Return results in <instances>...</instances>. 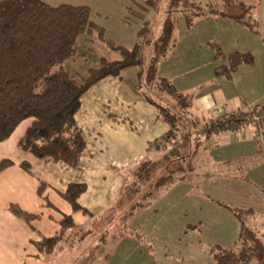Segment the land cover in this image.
Returning <instances> with one entry per match:
<instances>
[{
  "label": "trees",
  "instance_id": "trees-1",
  "mask_svg": "<svg viewBox=\"0 0 264 264\" xmlns=\"http://www.w3.org/2000/svg\"><path fill=\"white\" fill-rule=\"evenodd\" d=\"M160 1L143 0L141 8L145 12L157 10ZM218 1L209 7L210 14L260 35L258 22L252 16L255 5L244 0ZM206 11L194 0H169L158 38L150 40V24L144 22L137 43L129 48L106 37V30L92 21L89 6H53L46 0H0V143L8 141L23 123L31 120L20 148L38 160L48 159L79 168L82 157L88 154L85 134L77 122L84 96L108 78L121 80L124 71L129 69L138 70L136 89L156 108L167 127L163 136L148 145L146 158L128 172L117 203L101 218H96L92 228L86 229L77 225L72 216H64L61 231L55 237L34 243L47 258L65 244L82 243L92 236L93 246L87 259L79 260L78 264H89V259L90 264L97 263L106 253L113 228L126 229L164 190L194 177V158L207 141L252 125L257 117L264 126V102L202 124L193 114L194 95L181 91L172 81L160 76L161 65L176 47L181 20L186 19L187 28L191 29ZM144 17V14L140 16ZM83 37L96 38L120 58L101 59L79 83L65 64L76 60L77 44ZM213 49L215 59L224 64L218 68V75L228 80L242 65L251 66L255 61L249 53L226 55L219 45ZM12 165L10 160L1 161L0 174ZM22 167L28 172L31 170L29 163H23ZM44 188L42 184L40 194ZM86 189L85 185L70 184L64 198L74 212L94 218L79 203ZM231 209L240 221V234L233 247L213 248L212 264H264V240L251 224L255 211ZM11 211L29 223L35 218L17 206H12ZM99 223L106 228L103 232L95 229L100 230Z\"/></svg>",
  "mask_w": 264,
  "mask_h": 264
},
{
  "label": "crops",
  "instance_id": "crops-1",
  "mask_svg": "<svg viewBox=\"0 0 264 264\" xmlns=\"http://www.w3.org/2000/svg\"><path fill=\"white\" fill-rule=\"evenodd\" d=\"M65 4L89 6L86 2L79 3L75 0ZM218 21L221 22L220 28L231 31L233 38L235 36L231 51L226 50L227 53H224L229 55L240 52L253 56L254 53L246 48L257 40L247 34V29L225 18L220 17ZM205 26L207 24L200 22V25L196 23L188 29L181 21L176 47L161 65L159 72L160 76L172 81L181 91L194 95L193 114L202 124L264 102V48L259 47L262 43L256 42L261 49L259 52L262 58H255L251 66L242 65L233 78L228 80L218 75V68L224 64L215 59V51L209 41L213 37L206 32L204 34ZM236 35H239L240 39ZM242 38L245 39L243 43L246 42L245 49L244 45H241ZM128 71H132L135 91L124 96V75ZM137 82V69L124 71L121 80L108 78L100 82L106 83L105 88H113L112 92L119 94L120 99L111 97L114 101L112 103L107 98L108 105L104 104L101 109L103 113L99 114L93 127H84L81 124L84 123V116L78 118L81 123L77 119L88 146V154L82 157L81 165L77 169L48 159L38 160L26 153L20 148L22 139L18 141L16 132L8 141L0 143V158L9 155V152L13 154L8 145L14 139L17 142V150L21 151H15V160H0L13 162L10 168L0 174V264H78L72 255L78 251L80 255L85 256L86 252L91 251L92 236L82 243L75 241L73 244L63 245L64 248L57 249V253L51 258L40 253L34 243L55 237L61 231L64 216H72L79 226L92 228L95 219L101 218L117 203L126 186L128 172L146 158L148 145L167 132V127L159 118L156 108L148 104L136 89ZM133 101H139L138 106ZM86 110L93 111L94 107L90 105ZM100 119L102 120L99 121ZM88 129L92 132L90 136ZM14 146L15 144L12 147ZM21 153L24 156H21ZM23 163L31 165L30 172L23 169ZM194 167V177L181 184L190 183L194 179L195 183H199L204 175L218 176L221 181V175H225L232 177L233 193L244 184L245 188L258 192L263 203L264 126L261 119L257 117L252 125L223 133L207 141L197 152ZM209 181L206 180V183L210 184ZM74 183L87 187L79 203L93 214L94 218L74 212L64 198L69 185ZM42 184L45 188L40 194ZM221 204L226 205L223 201ZM12 206L19 207L35 218L30 223L18 218L12 213ZM234 207L252 209L255 216L258 215L257 207L242 204ZM260 212L264 214V204ZM258 226L261 230L264 229V223ZM118 264L123 263L119 261Z\"/></svg>",
  "mask_w": 264,
  "mask_h": 264
},
{
  "label": "rangeland",
  "instance_id": "rangeland-1",
  "mask_svg": "<svg viewBox=\"0 0 264 264\" xmlns=\"http://www.w3.org/2000/svg\"><path fill=\"white\" fill-rule=\"evenodd\" d=\"M69 1L73 2V0H48L50 4L55 6L69 3ZM75 1L88 3L87 5L92 8V21L106 30V37L109 40L129 48L134 47L137 43L138 34L144 27V22L150 24V40L155 41L158 38L166 19V8L169 2V0H161L157 10L152 9L145 12L141 8L143 0ZM194 1L207 10L204 16L197 19L194 24L199 23L200 25V22L207 24L204 31H202L204 34L206 32L213 37L209 39L211 41L210 45L212 44L211 48H214V45H219L223 52H226V50L231 51L235 36L233 38L231 31L220 28L219 24L221 22L218 21L220 17L210 14L208 11L210 6L217 5L219 1ZM244 1L250 5H255L252 16L258 22V31L261 35L256 37L248 29L247 34H251V38L256 39V42L262 43L259 47L264 48V0ZM142 14L145 17L141 19ZM181 21L186 24V19ZM236 37L240 39L239 35H236ZM240 41L245 49L246 42L243 43L245 39L242 38ZM256 42L246 48L254 53V59L262 58L261 49ZM77 49L78 56L76 60L68 61L65 68L79 83L87 77L88 69L96 68L101 59L116 61L120 58L118 54L109 50L96 38L83 37L79 39ZM124 76V96H127L128 93L135 91L132 84V71L126 72ZM105 84L99 83L83 98V108L77 119L81 116L85 117L82 120L84 123H81L78 119L84 127L87 125L90 127L95 126V121H98L97 117L103 113V110L101 111L102 107L104 104L108 105V99L112 103H114L112 98L120 99V95L113 93L111 87L105 88ZM138 102H134L135 105L138 106ZM90 105L92 108L94 107L93 111L86 110ZM31 123V120L26 121L16 131L15 136H17L18 141L22 139ZM87 133L90 136L92 132L88 129ZM15 136L14 138H16ZM14 144L15 146L12 147ZM16 144L17 142L14 139L8 145L12 148L14 155L15 151L21 152L17 150ZM13 154L9 152V155L2 156L3 158H0V160L4 158L15 160ZM21 156L24 155L21 153ZM206 180H210V184H207ZM195 182L194 179L190 183H179L170 190H164L150 207L143 210L129 222L126 229L113 228L111 231L112 238H110L105 248L106 253L95 264H118L119 261L123 264H211L213 263V248L217 246L223 248L233 247L240 234V221L231 209L238 204L257 207L258 215L251 219V224L258 235L264 239V229L261 230L258 226L264 223V214L260 212L264 202L262 203L260 200L258 192H253V190L245 188L246 185L242 184L241 189L236 191L240 194L233 193L232 177L225 175H221V181L218 176L204 175L199 183ZM220 201L225 202L226 205H222ZM255 223H257L256 226ZM99 226L100 230L95 228L98 232H103L106 229L102 223H99ZM117 238H120V240H116ZM89 252L82 256L80 252L76 251L72 257L77 261L84 262ZM253 264H256V262H253Z\"/></svg>",
  "mask_w": 264,
  "mask_h": 264
}]
</instances>
